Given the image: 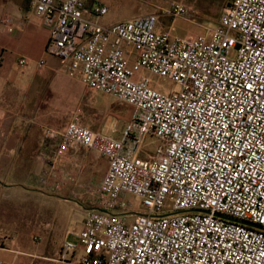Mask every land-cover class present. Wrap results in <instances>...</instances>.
<instances>
[{
  "label": "built area",
  "instance_id": "built-area-1",
  "mask_svg": "<svg viewBox=\"0 0 264 264\" xmlns=\"http://www.w3.org/2000/svg\"><path fill=\"white\" fill-rule=\"evenodd\" d=\"M31 3L48 31L45 51L88 89L134 108L109 133L77 115L61 132H44L57 139L43 156L48 177L66 174L79 147L108 162L96 200L73 233L77 241L61 245L59 260L264 264V0H226L217 25L193 38L159 30L155 13L104 25L85 15H104V5ZM189 10L173 2L169 13L182 18ZM151 75L179 89L163 91ZM146 135L160 143L141 155ZM127 194L145 210L131 211Z\"/></svg>",
  "mask_w": 264,
  "mask_h": 264
},
{
  "label": "crops",
  "instance_id": "crops-1",
  "mask_svg": "<svg viewBox=\"0 0 264 264\" xmlns=\"http://www.w3.org/2000/svg\"><path fill=\"white\" fill-rule=\"evenodd\" d=\"M85 5L88 9L96 5L107 7V12L97 18L85 13L104 25L141 16L135 13L122 16L120 9L131 10L135 6L131 0H85ZM150 13L153 12L143 15ZM157 28L165 31L158 24ZM47 37V28L35 13L31 0H0V185L4 189L44 185L43 171L48 164L43 156L51 153L57 143V139L46 138L44 132L46 129L61 132L66 122L77 115L84 87L90 90L78 74L64 67L61 59L51 54L46 60L42 57ZM20 56L27 59L24 66L18 64ZM40 59L45 63L42 68L37 65ZM80 148L83 147L76 149L72 157L77 164L76 176L90 181L86 184L99 185L108 166L107 159L97 153L79 151ZM93 175L97 178L95 182L91 180ZM15 247L0 246V264H75L73 258L59 260L61 246L54 252L57 258L50 253L39 258L42 260L20 255Z\"/></svg>",
  "mask_w": 264,
  "mask_h": 264
},
{
  "label": "rangeland",
  "instance_id": "rangeland-1",
  "mask_svg": "<svg viewBox=\"0 0 264 264\" xmlns=\"http://www.w3.org/2000/svg\"><path fill=\"white\" fill-rule=\"evenodd\" d=\"M131 1L135 2V6L131 10L120 9L122 16L153 12L158 14L157 24L160 27L171 35L184 38H193L208 28L215 27L226 5V0ZM172 2L184 3L190 9L188 14L182 18H174L169 13ZM42 57L46 60L52 56L44 51ZM151 80L152 84L163 91L179 89L177 84L164 77L151 75ZM133 110L132 105L116 97L84 87L77 116L83 124L94 130L110 132L111 128L120 130L132 118ZM62 125L63 123L60 126ZM159 143L158 138L146 135L141 143V155L154 153ZM80 150L96 154L90 149ZM46 154L50 155L52 152ZM76 165L75 160H72L66 166L67 173L64 175L56 173L48 177L43 171L44 185H30L29 189L23 186L4 189L0 185V246H16L20 255L28 258L39 259L51 253L55 259L57 255L54 252L65 241H77L73 233L80 229L85 207L94 204L98 183L86 184L90 181L80 175L76 176ZM91 180L95 182L96 176L93 175ZM125 199L132 202L131 211L145 210L138 197L127 194ZM170 206L168 203L166 209Z\"/></svg>",
  "mask_w": 264,
  "mask_h": 264
}]
</instances>
